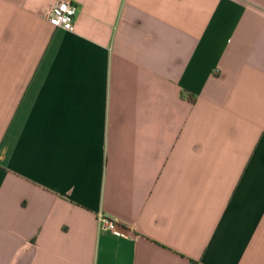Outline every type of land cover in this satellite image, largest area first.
Instances as JSON below:
<instances>
[{"label": "crops", "instance_id": "1", "mask_svg": "<svg viewBox=\"0 0 264 264\" xmlns=\"http://www.w3.org/2000/svg\"><path fill=\"white\" fill-rule=\"evenodd\" d=\"M55 1L0 0V264H264V0Z\"/></svg>", "mask_w": 264, "mask_h": 264}, {"label": "built area", "instance_id": "2", "mask_svg": "<svg viewBox=\"0 0 264 264\" xmlns=\"http://www.w3.org/2000/svg\"><path fill=\"white\" fill-rule=\"evenodd\" d=\"M76 6L71 0H56L48 13L47 21L50 25L66 31L74 30ZM100 230L111 232L116 236H123L124 230L120 228L116 220L99 212L96 216Z\"/></svg>", "mask_w": 264, "mask_h": 264}]
</instances>
